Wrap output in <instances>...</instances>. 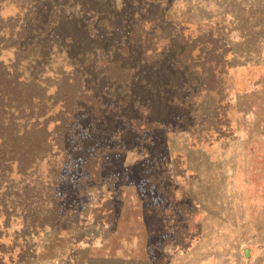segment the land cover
<instances>
[{"label":"rangeland","instance_id":"rangeland-1","mask_svg":"<svg viewBox=\"0 0 264 264\" xmlns=\"http://www.w3.org/2000/svg\"><path fill=\"white\" fill-rule=\"evenodd\" d=\"M0 48L36 112L84 106L55 226L50 158L0 172V264H264V0H0Z\"/></svg>","mask_w":264,"mask_h":264},{"label":"trees","instance_id":"trees-1","mask_svg":"<svg viewBox=\"0 0 264 264\" xmlns=\"http://www.w3.org/2000/svg\"><path fill=\"white\" fill-rule=\"evenodd\" d=\"M217 49L211 50L216 53ZM218 56L223 57L221 54ZM20 85L9 68L2 66L0 62V172H12L16 168L21 176L28 177L33 167L34 172H39L41 162L50 158L46 162L48 170L45 182L46 194L51 202L36 207L35 203H27L23 223L34 227H44L47 224L55 226L62 207L59 202L64 197L60 186L67 175L76 169L75 162L70 166L67 163L69 157L73 158V154L65 144V128L69 120L77 119L75 114L84 106L80 105L77 94L69 88V80L62 78L54 89L55 102L60 103V108L55 114L46 116L45 109L36 112L37 108H42L45 98H49L45 87L44 90L40 88L41 93L38 94L27 90L28 86ZM91 107L95 108L90 114H97L100 104ZM53 121L55 123L51 125ZM100 161H97L95 153L86 155L79 171L88 173L87 176L90 177L93 170L91 168L94 164H100ZM85 186L82 183L80 187Z\"/></svg>","mask_w":264,"mask_h":264}]
</instances>
